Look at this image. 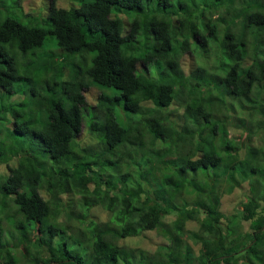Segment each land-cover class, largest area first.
Returning a JSON list of instances; mask_svg holds the SVG:
<instances>
[{
  "label": "trees",
  "instance_id": "1",
  "mask_svg": "<svg viewBox=\"0 0 264 264\" xmlns=\"http://www.w3.org/2000/svg\"><path fill=\"white\" fill-rule=\"evenodd\" d=\"M2 1L0 264H264V0Z\"/></svg>",
  "mask_w": 264,
  "mask_h": 264
},
{
  "label": "rangeland",
  "instance_id": "2",
  "mask_svg": "<svg viewBox=\"0 0 264 264\" xmlns=\"http://www.w3.org/2000/svg\"><path fill=\"white\" fill-rule=\"evenodd\" d=\"M62 0H57L56 4L57 7L58 6H65L62 3H58ZM86 1H90V0H86ZM62 2H66L65 0H63ZM69 4L71 5H75L73 4L70 0H68ZM49 3H51V0H21V9L24 11L22 12L20 7L15 8L17 6L16 0H3L2 4H5L6 6V11H4V13H10L11 15H16L19 17L20 21H22L23 24L27 25V26H39L41 28H46L45 24L43 23V19L39 14H35V15H31L29 16V14L33 11L34 13H45L46 12V7L49 6ZM62 4V5H61ZM43 8H40L42 7ZM68 6V5H67ZM24 13V14H23ZM123 15V14H121ZM121 15H113L114 17H117L120 19ZM46 18V17H45ZM121 18L126 22L127 19L125 16H121ZM41 50L44 51H49V52H60L59 49L55 46V40L49 36H47L45 44L43 46V48ZM195 64V58L191 55V54H185L184 57L181 60V68L184 71V73H188L191 69L192 66H194ZM100 94V90L97 89L96 87H90L87 90H84V95L87 99V101L89 103H93L94 100H96V98L99 96ZM254 98L253 99H257V93L254 92ZM171 113H172V120H176L179 121L181 123V115H182V109L178 108L176 106L171 107ZM231 137L233 136H239L240 131H236L231 129ZM88 133H83L79 136V144L80 145H91L92 143L94 144L95 141H93L92 143L90 142L91 136H88ZM243 135V138H241V141L244 140V136L245 134H241ZM243 139V140H242ZM260 136L253 138V142L252 144H258L260 145L261 143L259 142ZM251 145V144H250ZM5 168V166L3 164H0V173L3 171V169ZM242 183V182H241ZM149 184V182H148ZM249 185L248 183H242L239 188L235 190L231 195L229 193H223V197L221 200V204L224 206V210L226 212L231 211L234 207L237 206L238 201L240 200H244L246 198L247 195V189H248ZM62 199L65 201L67 198H63ZM169 204V202L167 203ZM90 216L96 220V221H104L107 218V214L103 211V209L96 207L90 210ZM91 219V218H90ZM64 223L66 222L65 218H63ZM188 227L190 228V231H192L193 229H198L199 227L195 224H191L190 222L188 223ZM198 232V231H197ZM180 236V238H186L184 235H178ZM168 241V238H164V236L160 233L157 232H146L143 235H140L139 237L136 238H132L129 240H121V244L122 245H126V246H130V247H134V248H143V249H147L149 251H154V249L159 245V244H164ZM199 246L194 245V252L195 254L198 251Z\"/></svg>",
  "mask_w": 264,
  "mask_h": 264
},
{
  "label": "clouds",
  "instance_id": "3",
  "mask_svg": "<svg viewBox=\"0 0 264 264\" xmlns=\"http://www.w3.org/2000/svg\"><path fill=\"white\" fill-rule=\"evenodd\" d=\"M21 1V0H20ZM120 15V14H119ZM121 16H123V15H121ZM121 16H120V19H121ZM182 109V108H181ZM182 113H183V109H182ZM182 116V115H181ZM171 117H172V114H171ZM182 119V118H181ZM176 121V120H175ZM187 228L190 230V228L187 226ZM164 238H166V237H164ZM167 244H168V241H167ZM241 252H243V251H241Z\"/></svg>",
  "mask_w": 264,
  "mask_h": 264
}]
</instances>
